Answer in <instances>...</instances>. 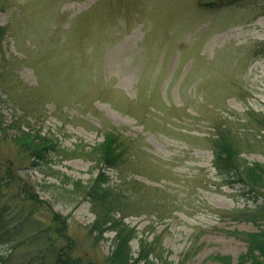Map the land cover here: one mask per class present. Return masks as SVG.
Masks as SVG:
<instances>
[{
  "label": "rangeland",
  "instance_id": "obj_1",
  "mask_svg": "<svg viewBox=\"0 0 264 264\" xmlns=\"http://www.w3.org/2000/svg\"><path fill=\"white\" fill-rule=\"evenodd\" d=\"M0 26V172L23 157L20 130L57 148L16 167L40 206L18 182L0 188L14 233L4 264H56L70 241L82 264H113L116 232L108 223L97 240L94 204L71 192L101 172L127 198L134 258L143 240L155 264H252L240 261L264 230V186L232 182L213 140L222 127L242 162L264 165V0H0ZM113 127L129 145L117 169L93 153ZM52 210L66 237L50 231Z\"/></svg>",
  "mask_w": 264,
  "mask_h": 264
},
{
  "label": "trees",
  "instance_id": "obj_2",
  "mask_svg": "<svg viewBox=\"0 0 264 264\" xmlns=\"http://www.w3.org/2000/svg\"><path fill=\"white\" fill-rule=\"evenodd\" d=\"M4 34H6V27L0 26V38ZM260 123H264V117ZM12 126L15 125L12 124ZM213 142L214 163L219 170L226 171L233 178L236 177L232 182L249 181L252 185L264 186V165L261 163L249 165L244 163L245 161L242 162L238 147L236 146V140L225 129H222V127L217 129ZM14 143L23 157L19 158L18 162L14 160L9 162L5 169L0 172V188L8 185L10 182H18V197H20V200L24 204L37 208L43 201L34 191V187L29 179L15 174L16 167L22 164L23 161L29 162L33 167L47 165L51 152L57 149L56 144L49 137L26 129L20 130L19 135L14 137ZM93 153L98 155V161L104 162L108 167L117 169L129 156V145L126 143L123 134L113 127V130L107 131L104 134L103 141L93 148ZM22 168V166L19 167V170H24ZM107 183L108 181L104 172H101L91 184L84 185L81 180H74L72 183L74 189L71 192L77 196H82L85 200H90L96 208L98 215L92 223L90 231L92 233L98 231V235L95 238L99 240L107 228L106 225L110 223V227L108 228H113L116 232L115 248L108 257L113 264H132V260L155 264L154 261L149 259L150 254L155 249L153 247L150 248L143 240L138 257L134 258L132 256L130 242L136 237L137 231L124 221L126 217L124 209H126L125 203L127 198L117 188L113 187L112 189ZM261 208H264V205ZM52 213L50 231L55 236L66 237L67 218L53 210ZM117 214H121V216L117 217ZM4 219L3 211L0 209V246L8 244L14 239V233L8 229L7 222L5 223ZM248 239L250 241L249 251L241 257L240 262L252 261V264H264V230L249 233ZM58 251L60 252L56 255V264H82L79 258L71 256V241L68 243V246ZM257 251L259 252L258 255L255 254ZM157 256L162 259L160 264H172L163 259L160 254ZM218 259L222 264L231 263L230 257L227 256H218ZM4 263L5 258L0 256V264ZM90 264H93V262Z\"/></svg>",
  "mask_w": 264,
  "mask_h": 264
}]
</instances>
